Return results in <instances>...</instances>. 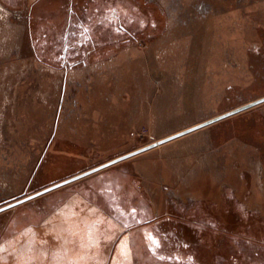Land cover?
Segmentation results:
<instances>
[{"label":"rangeland","instance_id":"obj_1","mask_svg":"<svg viewBox=\"0 0 264 264\" xmlns=\"http://www.w3.org/2000/svg\"><path fill=\"white\" fill-rule=\"evenodd\" d=\"M84 2L109 21L122 0H0V206L264 96V0H127L139 29L107 24L92 60L70 47ZM0 244L5 264H264V102L1 211Z\"/></svg>","mask_w":264,"mask_h":264},{"label":"water","instance_id":"obj_2","mask_svg":"<svg viewBox=\"0 0 264 264\" xmlns=\"http://www.w3.org/2000/svg\"><path fill=\"white\" fill-rule=\"evenodd\" d=\"M262 102H264V96L259 97V98L255 99L253 101H250V102H248L246 104L240 105V106H238V107H236V108H234L232 110H229L227 112H224V113L219 114L217 116H214L212 118L206 119V120H204L202 122L196 123V124H194L192 126H189V127L185 128L183 130H180L178 132H175V133H173V134H171L169 136H166V137H164L162 139H159V140H157L155 142H152V143L147 144L145 146H142L140 148L134 149V150H132L130 152H127L125 154H122L120 156H117V157H115V158H113V159H111V160H109L107 162H104V163H102L100 165H97L95 167H92V168H90V169H88L86 171H83V172L78 173V174H76L74 176H71V177H69L67 179H64V180L56 182V183H54V184H52L50 186H47V187H45V188H43V189H41V190H39V191H37L35 193H32V194L24 196V197H22L20 199H17V200H14L12 202H9V203H7V204H5L3 206H0V212L6 210L8 208H11L13 206H16V205H18V204H20V203H22L24 201H27V200L32 199L34 197H37V196H39V195H41L43 193H46V192H48V191H50V190H52L54 188L62 186V185L66 184V183H68L70 181H73V180L78 179L80 177H83V176H85L87 174L95 172V171H97V170H99L101 168H104V167L108 166V165H111V164L116 163L118 161L124 160L126 158H129L131 156H134V155L139 154L141 152H144L146 150H149V149H151V148H153V147H155L157 145H160V144L165 143V142H167L169 140H172V139H175L177 137H180V136H182L184 134L190 133V132H192L194 130H197V129H199L201 127H204L206 125H209L211 123H214V122H217L219 120H222V119H224L226 117H229V116H231L233 114H236V113H238L240 111L248 109V108H250L252 106H255L257 104H260Z\"/></svg>","mask_w":264,"mask_h":264},{"label":"flooded vegetation","instance_id":"obj_3","mask_svg":"<svg viewBox=\"0 0 264 264\" xmlns=\"http://www.w3.org/2000/svg\"><path fill=\"white\" fill-rule=\"evenodd\" d=\"M115 6H116V4L112 7V9L110 10V13L108 14L109 15V21H107L105 19L101 21V22H104V25H103V23L98 24V22L100 20L97 19V16H95L96 18L94 17V19L91 18L92 14H94L95 11H97L99 9L98 7H95L94 11L91 10L90 12H87V9H84V14H83L84 16L83 17H86V18H83V20H84L83 22L85 25L83 27H84V30L88 33L85 40L90 39L92 37V34L96 33L97 30L101 31L104 27H107V24L112 26V29L117 30L119 33L123 34V36L127 35V37H126L127 40H129L130 37H132V38L134 37L135 30L139 29V24H140L139 20H138L139 15L135 14V12H136L135 9L133 7L132 8L130 7L127 0H122V3L119 4V8H117ZM84 7H86V6H84ZM85 10H86V12H85ZM103 10L104 9H101V11H103ZM105 15L106 14L104 12L103 17H105ZM136 16H137V18H136ZM92 20L93 21L95 20L97 22L94 24L92 22ZM81 21H82V19H81ZM42 33L44 34V32H42ZM71 34H69V37H71L72 35H75V32L72 35ZM47 43L49 46L51 45V47H54L53 50L55 49V47H56L55 40L51 39ZM75 45L76 44H74V43L71 44L70 45L71 49ZM78 49L79 48H76V46H75V50H73L74 56L79 55ZM77 51H78V53H77ZM59 56L61 57L62 54L59 53V55L57 57L59 58ZM47 58H49V56H47Z\"/></svg>","mask_w":264,"mask_h":264},{"label":"crops","instance_id":"obj_4","mask_svg":"<svg viewBox=\"0 0 264 264\" xmlns=\"http://www.w3.org/2000/svg\"><path fill=\"white\" fill-rule=\"evenodd\" d=\"M83 6H85V2L82 4V5H80V7H78L79 8V10H77V12H75L74 13V15H72L71 14V16H70V19H69V22H68V25H71V23L72 22H74L76 19H78L77 21H80L81 22V19H82V21H84L83 20V18H86V17H83L84 15V11L82 10V8L81 7H83ZM99 8V7H98ZM92 11H94V8L92 9ZM86 12V11H85ZM104 14V11H101V9L99 8L97 11H95V13L94 14H92V16H91V18L92 19H94V17L95 16H97V19L98 20H100L99 22H98V24H102L103 23V25H104V22H101L102 20H104L105 19V17H103V14ZM77 17V18H76ZM76 18V19H75ZM96 18V17H95ZM96 20V19H95ZM93 21L92 20V22L95 24L97 21ZM86 22V21H85ZM83 26H85L84 25V22H82V26H79V28H80V30H79V32L80 33H82V35L83 36H77V37H75V39H74V41H72V43H74V44H76L75 46H76V48H80V49H83V50H85L86 51V56H88L87 58H89V59H94L96 56L95 55H97L98 53H94V49L95 48H97L98 47V45L99 44H101L100 46H99V48H108V47H106V43H108V41H109V35H108V31L106 30V28L107 27H104L101 31L100 30H97L96 31V33H93L92 34V37L90 38V39H87V40H85L86 39V36L88 35V33L84 30V27ZM65 28V25L63 26V29ZM57 29V31H58V33L59 34H61L60 33V31H63V29L61 28V29H59V28H56ZM115 33H117L118 31L117 30H113ZM117 31V32H116ZM92 32V31H91ZM119 33V32H118ZM76 34V33H75ZM79 34V33H78ZM121 34V33H120ZM80 35V34H79ZM112 39L113 40H116L117 41V38L116 37H112ZM80 42V43H79ZM109 42H111V41H109ZM113 42V41H112ZM121 42V41H120ZM79 44V45H78ZM78 45V46H77ZM118 45V44H117ZM95 56V57H94ZM75 57H81L82 58V56H75ZM59 58H60V56H59ZM81 58H80V60H77L78 58H76L75 59V61H81ZM3 244V243H2ZM2 244H0V245H2ZM0 248H2V247H0ZM9 256V255H8ZM11 257V256H10ZM4 258H6V255H5V253H4V250H0V264H5V260H4ZM14 262V261H13ZM14 264V263H13Z\"/></svg>","mask_w":264,"mask_h":264},{"label":"bare ground","instance_id":"obj_5","mask_svg":"<svg viewBox=\"0 0 264 264\" xmlns=\"http://www.w3.org/2000/svg\"><path fill=\"white\" fill-rule=\"evenodd\" d=\"M50 1H51V0H50ZM47 3H48V1H47ZM60 7H61V6H60ZM60 7H59V9H60ZM44 9H45V8H44ZM52 9H53V8H52ZM45 10H46V9H45ZM53 10H54V9H53ZM55 10L58 11L57 9H55ZM61 10H62V9H61ZM44 12H46V11H44ZM47 13H48V11H47ZM45 14H46V13H45ZM46 15H47V14H46ZM60 15H61V14H60ZM54 16H55L54 18H53L52 16H50V17H48V18L46 17V18L49 19V18L52 17L53 19H55V18H56V15H54ZM57 17H58V16H57ZM60 17H61V16H60ZM58 18H59V17H58ZM58 18H57V19H58ZM58 20L60 21V19H58ZM48 21H50V19H49ZM59 21H58V22H59ZM43 22H46L45 16H44V21H43ZM58 22H57V23H58ZM48 23H49V22H48ZM51 23H52V22H51ZM55 23H56V21L54 22V24H55ZM50 25H51V24H50ZM51 27H52V26H51Z\"/></svg>","mask_w":264,"mask_h":264}]
</instances>
